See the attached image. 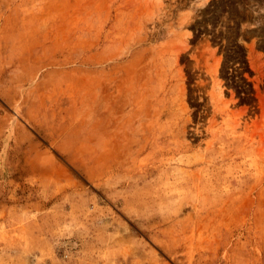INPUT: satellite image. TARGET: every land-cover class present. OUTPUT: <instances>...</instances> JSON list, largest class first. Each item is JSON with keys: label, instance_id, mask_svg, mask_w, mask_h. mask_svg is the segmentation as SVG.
I'll list each match as a JSON object with an SVG mask.
<instances>
[{"label": "rangeland", "instance_id": "374dc122", "mask_svg": "<svg viewBox=\"0 0 264 264\" xmlns=\"http://www.w3.org/2000/svg\"><path fill=\"white\" fill-rule=\"evenodd\" d=\"M0 264H264V0H0Z\"/></svg>", "mask_w": 264, "mask_h": 264}]
</instances>
